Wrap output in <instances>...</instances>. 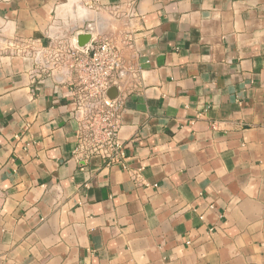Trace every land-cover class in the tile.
Listing matches in <instances>:
<instances>
[{
	"label": "crops",
	"instance_id": "0c3cea01",
	"mask_svg": "<svg viewBox=\"0 0 264 264\" xmlns=\"http://www.w3.org/2000/svg\"><path fill=\"white\" fill-rule=\"evenodd\" d=\"M0 0V264H264V0ZM92 23L123 48L112 162L16 52Z\"/></svg>",
	"mask_w": 264,
	"mask_h": 264
},
{
	"label": "built area",
	"instance_id": "2783aa9c",
	"mask_svg": "<svg viewBox=\"0 0 264 264\" xmlns=\"http://www.w3.org/2000/svg\"><path fill=\"white\" fill-rule=\"evenodd\" d=\"M88 8L99 9V0H79ZM46 42L39 39L21 42L16 52L34 60L37 77L54 76L71 88L73 118L77 124L75 153L99 155L108 161L123 156L119 132L125 113L126 93L119 75L124 69V46L130 45L128 34L117 40L96 32L84 47H78L74 35L46 33ZM113 85L118 94L109 99Z\"/></svg>",
	"mask_w": 264,
	"mask_h": 264
},
{
	"label": "water",
	"instance_id": "95a60500",
	"mask_svg": "<svg viewBox=\"0 0 264 264\" xmlns=\"http://www.w3.org/2000/svg\"><path fill=\"white\" fill-rule=\"evenodd\" d=\"M96 32H99V29H96L95 25H93L92 23L85 24L84 28L76 31L74 34L77 46L78 47L86 46ZM123 74L124 71L122 70L119 76L122 77ZM56 78L60 81L61 76L58 75ZM117 94H118V89L116 85L111 86L107 92V96L109 99L115 98Z\"/></svg>",
	"mask_w": 264,
	"mask_h": 264
},
{
	"label": "rangeland",
	"instance_id": "374dc122",
	"mask_svg": "<svg viewBox=\"0 0 264 264\" xmlns=\"http://www.w3.org/2000/svg\"><path fill=\"white\" fill-rule=\"evenodd\" d=\"M59 73L56 72V75H58Z\"/></svg>",
	"mask_w": 264,
	"mask_h": 264
}]
</instances>
